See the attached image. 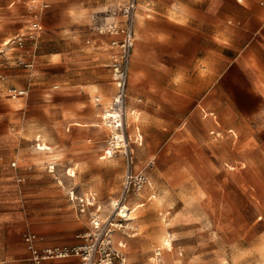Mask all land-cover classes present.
I'll use <instances>...</instances> for the list:
<instances>
[{"label":"crops","instance_id":"1","mask_svg":"<svg viewBox=\"0 0 264 264\" xmlns=\"http://www.w3.org/2000/svg\"><path fill=\"white\" fill-rule=\"evenodd\" d=\"M126 1L0 0V264H28L23 235L29 230L45 235L32 242L44 248L54 244L48 238L53 232L72 228L71 216L86 220L72 203L74 211L29 212L25 202L38 199L43 188L51 201L69 202L70 188L92 193L100 203L101 193H109V200L119 192L122 161L104 157L108 128L101 122L116 91L112 65L119 56L113 44L118 35L103 29L120 21L116 11ZM136 1L125 99L132 143L140 147L143 135H163L159 141L213 151L228 135L237 138V156L224 158V168L250 167L241 136L255 135L257 142L256 135H264V0ZM34 22L39 30L32 29ZM20 34L23 47L6 44ZM11 88L25 93L12 98ZM263 154L261 146L255 148V166ZM178 166L186 180L201 171L187 160ZM258 189L256 184L254 209L261 212ZM141 197L135 194L128 202L138 199L144 206ZM40 214L53 220L42 230L33 222ZM190 218L210 231L211 249L174 251L165 264H264L261 215L229 219L222 235L209 214L191 207ZM162 258L160 253L157 264Z\"/></svg>","mask_w":264,"mask_h":264},{"label":"rangeland","instance_id":"2","mask_svg":"<svg viewBox=\"0 0 264 264\" xmlns=\"http://www.w3.org/2000/svg\"><path fill=\"white\" fill-rule=\"evenodd\" d=\"M123 7L116 11L120 21L104 28L103 33L110 34L108 29L123 21ZM96 30L99 33V29ZM120 36L118 35V39H120ZM167 136L171 137L173 135ZM201 136H204V140H206L205 135ZM158 137L162 139L163 135H143V143L140 147L133 144L135 147L134 168L144 174L147 183L149 181L152 188H149L146 184L143 190L137 194L139 197L142 196L140 201L144 202L145 205L141 206L142 204H140V208L133 215L135 217L129 223V225L134 227L137 235L127 242L126 249L123 248V254L128 261L135 264H155L156 257L153 255V249L158 247L159 242L154 241V237L158 234L155 235V232L158 230L159 224L161 226L160 229L166 227L170 231L176 253L181 251L184 254L182 252L183 249H194L200 253H207L212 247V241L209 238L210 231L200 221L190 218L191 207H193V210L200 211V213L209 214L214 230L219 232L220 235H222L223 229L227 227L229 219H257L261 215L262 225L260 226L264 227V204L261 212H256L254 209L256 202L254 189L256 184L259 187L258 190L261 196L264 198V154L261 158L256 156V166L254 165L255 148L261 146L264 151V135H256L257 142L254 140L255 135L241 136L243 142L246 143V152L248 158H250L249 164L251 165L240 171H230L223 166L224 158L237 156V142L235 143L237 138L232 137L230 139L228 135H224L220 141H216L214 149L211 151L206 146L198 147L184 141L175 143L169 140L165 143L164 140L160 139L159 141ZM103 145H107V135H103ZM147 152H150V155H146ZM116 158H120V161H122L120 183L123 173V156L117 153L116 156H113V159ZM181 160L189 161L201 171L199 173L194 172L193 177L186 180L184 173L179 171L178 165ZM107 174L111 175L109 171ZM182 184L186 185V190H182V193H180ZM170 186L172 188H169ZM162 191L167 192L166 200L170 204L167 202L162 205L156 204L157 196ZM29 193L28 191V195ZM109 195V193L103 192L98 196V199L102 201L103 213L108 211ZM117 195L118 193L115 196ZM46 196V188H43L42 194L38 199L28 198L25 205L28 206L29 212L36 209L40 213H47L51 209L59 213L68 212L69 209L74 211L73 208H69L71 202L67 200L61 201L57 197L54 201H51ZM134 196L135 194L131 193L129 199ZM151 196L152 198L149 199ZM165 213L167 214L163 218ZM182 215L186 218H183ZM42 217L43 215L40 214V219L37 222L33 221L38 224L36 228L41 230L47 227L50 222H53V220L41 219ZM79 218L80 220L74 214L68 219L72 223V228L56 231L49 235L48 238L54 244L48 247L70 246L79 242L81 238L77 237V235H81L86 228V224H84L86 220ZM203 222L206 223V220ZM62 223L64 222L62 221ZM29 234L34 235V240L40 241L45 238L44 234L33 230L24 233L26 236ZM134 242L141 245L144 242H148L151 247L149 250H142L140 247L132 245ZM162 253L163 258L158 264H165V260L168 257L170 258L169 253L164 251ZM129 256H132L133 259L130 260Z\"/></svg>","mask_w":264,"mask_h":264},{"label":"built area","instance_id":"3","mask_svg":"<svg viewBox=\"0 0 264 264\" xmlns=\"http://www.w3.org/2000/svg\"><path fill=\"white\" fill-rule=\"evenodd\" d=\"M136 7V0H127L123 8V21L108 29L111 34L121 35L120 39L113 41V44L119 48V56L112 65V80L116 91L101 115L102 124L108 128L104 154L110 157L119 153L123 156L124 171L118 195L109 199L108 211L103 213L102 203L94 194H79L75 188L68 189V199L76 212L85 216L87 221L85 230L78 235L81 240L70 246L37 248L32 244L34 235H24L23 238L30 249L28 264H135L125 258L119 244L115 246L112 234L114 230L122 231L125 236L135 232L134 227L129 225L133 207L128 200L131 193L139 194L147 184L144 174L134 168V147L127 134L129 124L125 114L126 64L134 43L133 20ZM31 27L34 30L40 29V25L36 22L32 23ZM23 37L24 35L21 34L16 35L8 39L6 44L23 47ZM17 62L26 67L31 66V63L22 59ZM8 93L10 97L15 98L25 92L11 88ZM106 110L111 112L107 120ZM49 169L51 171L53 167L50 166ZM160 253V249L153 251L157 261Z\"/></svg>","mask_w":264,"mask_h":264},{"label":"bare ground","instance_id":"4","mask_svg":"<svg viewBox=\"0 0 264 264\" xmlns=\"http://www.w3.org/2000/svg\"><path fill=\"white\" fill-rule=\"evenodd\" d=\"M125 111H126V108H125ZM105 119L107 120V118L110 117V111L106 110L105 112ZM126 116H127V113L125 112ZM38 137V136H37ZM43 137V135H42ZM38 139V138H37ZM49 144V143H48ZM42 149H45V143L42 144ZM52 150V149H51ZM43 152V151H42ZM46 153V152H45ZM105 158L106 159H110L113 158V156H107L106 153L104 154ZM91 188V187H90ZM167 199V192L166 191H162V192H159L158 196H157V199H156V204L157 205H162L163 203H168L170 204V202ZM134 200V199H133ZM166 200V201H165ZM135 201V200H134ZM208 203V202H207ZM133 207V211L131 212V218L135 217L133 215H135L134 213L140 208V202L138 201L137 199V202H133L132 205ZM210 207V206H209ZM141 211V210H140ZM167 213H165L163 215V218L166 216ZM206 219V218H205ZM207 221V220H206ZM212 222V221H211ZM166 225V224H165ZM137 235V232H134L133 234H127V236L124 235V233L122 231H119V230H114L113 231V234H112V239L114 241V244L115 246L119 244V246H121V250L124 251V249H126V246H127V240L128 239H132L134 238L135 236ZM78 237V235H77ZM122 237V238H121ZM121 238V239H120ZM154 241H157L159 242L158 244V249H162L164 246L167 247V250H165L164 252H167L169 253L170 257H172L174 255V246H173V242H172V235L170 233L169 230L166 229V227H163L160 229V231L158 232V234L154 237ZM124 248V249H123ZM157 248H154L153 250L157 249ZM179 248V247H178ZM132 249V248H131ZM137 250V249H136ZM163 251H161V254L163 255L162 253ZM179 252V251H178ZM263 252V251H262ZM132 255V254H131ZM188 256V255H187ZM186 256V257H187ZM190 256V255H189ZM130 257V256H129ZM127 259V258H126ZM157 259L155 260V264H157Z\"/></svg>","mask_w":264,"mask_h":264}]
</instances>
